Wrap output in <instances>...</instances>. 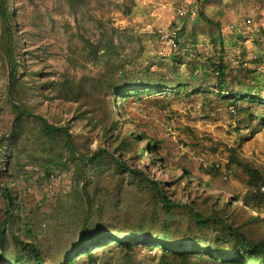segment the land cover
Returning <instances> with one entry per match:
<instances>
[{
  "label": "rangeland",
  "instance_id": "obj_1",
  "mask_svg": "<svg viewBox=\"0 0 264 264\" xmlns=\"http://www.w3.org/2000/svg\"><path fill=\"white\" fill-rule=\"evenodd\" d=\"M188 8L196 9V15L179 16V9ZM201 11L208 21L200 16ZM10 12L16 19V39L22 40L17 51L31 54L28 70L33 81L39 83L63 73L77 81L88 75L98 76L108 62L117 63L116 58H91L84 48L86 41L112 40L117 53L130 66L147 71V79H164L169 84L182 81L196 85L190 76L192 67L198 66V76L212 73L205 62L198 64L196 55L217 58L222 49L225 60L251 71L249 82L264 92V0H11ZM173 29L182 34L179 45L171 48L166 42ZM172 56L176 58L173 64L168 61ZM21 68L24 75V64ZM26 81L31 80L28 77ZM28 91L21 98L51 122L68 125L77 143L92 139L88 144L91 151L110 143L100 138L102 124L94 126L102 114L95 102L101 97L108 104L111 97L106 89L96 98L77 89V102L50 100ZM47 91L48 96L53 94L51 89ZM117 104L123 133L132 129L144 132L159 145L158 158L163 162L136 160L130 158L131 154L123 159L163 180L172 200L195 203L196 210L203 214L223 215L225 203L249 189L243 167L228 163L230 149H236L237 157L264 175V123L260 120L264 110L253 105L250 113L239 115L235 107L217 96L208 78L201 88L187 93H143L130 97L123 108L121 102ZM247 106L240 103V107ZM79 113L85 116L79 119ZM13 120L0 54V220L6 218L9 208L3 189L8 188L16 200L14 225L4 229L10 251L22 249L17 237L36 244L48 264H60L79 240L81 218L88 208L82 188L85 183L92 201L100 199L105 206L104 213L95 211L93 217L102 218L110 227L116 223L121 207L133 210L143 203V193L127 172L120 173L112 166L96 171L90 165H79L68 150L48 147L35 122L13 138ZM211 167L219 169L221 175L208 174ZM82 170L87 172L85 177ZM249 213L255 216L240 202L226 209L227 215L240 219H247ZM182 218L176 219L177 225ZM136 220L131 214L122 218L128 223ZM148 243L142 240L131 252L115 247L113 252L98 254L99 262L121 264L124 255L130 254L134 264H157L161 251L157 247L149 249ZM77 264H86L85 259Z\"/></svg>",
  "mask_w": 264,
  "mask_h": 264
},
{
  "label": "trees",
  "instance_id": "obj_2",
  "mask_svg": "<svg viewBox=\"0 0 264 264\" xmlns=\"http://www.w3.org/2000/svg\"><path fill=\"white\" fill-rule=\"evenodd\" d=\"M10 7L11 0H0V54L6 72L8 100L14 115L15 128L11 132L12 137L16 138L30 122H35L40 135L45 142H48V147L68 150L79 161V165L84 167L90 165L96 171L112 166L120 173L127 172L144 195L143 203L137 204V208L132 210L121 207L116 223L110 227L102 218L93 217L95 211L104 213L105 206L100 199L92 201L85 183L82 188L88 200V208L81 218L79 240L75 243L72 252L66 254L60 264H77V261L83 258L86 264H100L98 254L103 256L113 252L115 247L131 252L141 244L142 240L149 242V249L157 247L161 251L157 264H264V193L260 191L264 187L263 173L254 165L237 157L236 149H230L228 163L243 167L249 177L247 182L249 189L244 195H233L232 201L225 203L223 215L203 214L196 210L195 203L172 200L163 180L155 179L144 168L132 167L123 159L125 155L131 154L130 158L136 160L151 158L156 164L163 162V159L158 158L159 145L152 143L144 132L132 129L126 134L123 133L118 119L120 111L115 109L117 102H121L120 108H123V104L130 97L140 96L143 93L152 94L167 90L176 94L187 93L192 88H201L208 78L209 82L213 83L217 96L235 107L239 115L250 113L253 105L264 110V92L255 89L249 82L251 71L242 65L231 66L223 57L221 49V54L217 58L214 55H196L199 58V65L205 62L212 68L210 75L203 73L201 76L196 75L198 66L190 69V76L197 82L196 85L182 81L169 84L164 79H147V71L130 66L126 58L117 53L112 40L106 42L98 40L86 41L84 47L86 53L95 60L103 58L110 60L113 56L117 63L108 62L98 76L88 75L77 81L76 77L63 73L54 80L39 83L33 81L28 70L27 60L30 59L31 54H19L17 51L22 40L16 39L17 27L14 26L16 19L13 12H10ZM200 16L208 21L202 11ZM181 34L182 31H178L176 46L179 45ZM168 61L173 64L176 58L172 56ZM23 64L24 75L21 68ZM134 73L137 76L134 77ZM40 75L41 73L37 76ZM28 77L30 83L26 81ZM45 86L47 90H52L51 96L47 95L46 89V93H40ZM77 89L89 97L96 98L104 89L111 95L110 99H107L108 104L101 97L97 103L95 102V107L99 106L98 111L102 114L99 115V122L94 126L102 124L100 138L110 140V143L99 145L94 151L88 149L92 139L88 140V143L87 141L81 143L82 145L77 143V137L73 135L68 125L51 122L44 115L36 113L35 109L24 100L25 98H21V95L24 94L26 97L29 94L28 90H31L50 100L77 102L80 95L76 92ZM241 102L248 106L240 107ZM84 116V113H79L78 118L82 119ZM260 120L264 123V113L260 115ZM115 130H118L117 133L112 135ZM82 146L86 148L83 151ZM117 152L121 155L117 156ZM183 170L187 172L186 169ZM207 173L214 177L221 175L220 170L214 167H211ZM81 174L85 177L87 172L82 170ZM180 181L181 179H178L177 183ZM3 195L9 200V208L6 211V218L0 220V264L3 262L48 264L34 243H26L15 237L22 249L16 248L10 251L6 247L4 229L8 226L12 229L14 225L12 210L16 200L8 188L3 189ZM217 201H220V198ZM233 202H240L255 216L249 213L247 219H240L237 216L227 215L226 209ZM239 212L242 213V209H239ZM129 214L137 220L133 223L122 221V218ZM179 217L183 218L177 225L176 219ZM251 223L254 227H251ZM121 264H134L131 255L125 254Z\"/></svg>",
  "mask_w": 264,
  "mask_h": 264
},
{
  "label": "built area",
  "instance_id": "obj_3",
  "mask_svg": "<svg viewBox=\"0 0 264 264\" xmlns=\"http://www.w3.org/2000/svg\"><path fill=\"white\" fill-rule=\"evenodd\" d=\"M197 13L196 9L194 8H188V9H179L178 14L179 16L185 17V16H195ZM178 31L176 29H173V31L168 35L167 37V47L174 48L176 47L175 39L177 37ZM261 193H264V187L261 188Z\"/></svg>",
  "mask_w": 264,
  "mask_h": 264
}]
</instances>
